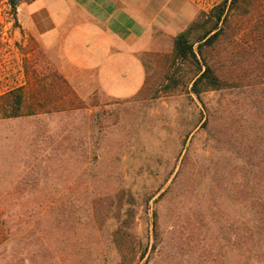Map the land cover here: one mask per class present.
I'll list each match as a JSON object with an SVG mask.
<instances>
[{
	"label": "rangeland",
	"instance_id": "1",
	"mask_svg": "<svg viewBox=\"0 0 264 264\" xmlns=\"http://www.w3.org/2000/svg\"><path fill=\"white\" fill-rule=\"evenodd\" d=\"M28 1L0 0V264H239L237 145L222 119L200 127L174 38L143 52L134 95L112 97L23 28ZM163 1L177 35L223 0ZM231 20L233 42L248 32L257 51L264 0H235ZM234 92L217 98L230 125Z\"/></svg>",
	"mask_w": 264,
	"mask_h": 264
},
{
	"label": "trees",
	"instance_id": "2",
	"mask_svg": "<svg viewBox=\"0 0 264 264\" xmlns=\"http://www.w3.org/2000/svg\"><path fill=\"white\" fill-rule=\"evenodd\" d=\"M234 1L223 0L214 5L179 32L173 41V58L195 67L190 93L201 105L195 104L204 118L200 127L213 119H222L221 127L226 131L219 132L222 136L228 134L237 145L234 193L243 209L234 223L236 248L242 258L239 264H264V21L258 26L257 37L253 36L255 46L259 47L257 51L251 47L248 32L237 40L238 44L234 43L231 20ZM194 29L202 31L191 40ZM221 42H226L227 47L218 56L214 50ZM229 89L237 95L231 107L238 117L234 125L224 115L229 107L217 99ZM212 90L215 93L209 97L207 93ZM13 93L9 91L5 98ZM21 102V96L15 94L10 106L19 109Z\"/></svg>",
	"mask_w": 264,
	"mask_h": 264
},
{
	"label": "crops",
	"instance_id": "3",
	"mask_svg": "<svg viewBox=\"0 0 264 264\" xmlns=\"http://www.w3.org/2000/svg\"><path fill=\"white\" fill-rule=\"evenodd\" d=\"M169 6L158 0H29L18 14L23 28L62 56L72 73L125 98L143 86V52L183 27L175 29Z\"/></svg>",
	"mask_w": 264,
	"mask_h": 264
}]
</instances>
